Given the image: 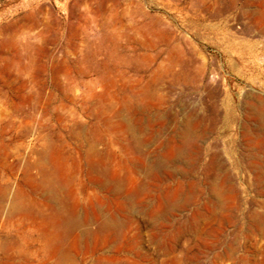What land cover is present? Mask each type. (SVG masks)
Listing matches in <instances>:
<instances>
[{"label": "rangeland", "instance_id": "rangeland-1", "mask_svg": "<svg viewBox=\"0 0 264 264\" xmlns=\"http://www.w3.org/2000/svg\"><path fill=\"white\" fill-rule=\"evenodd\" d=\"M40 162L67 264H264V0H0V264H55L10 217Z\"/></svg>", "mask_w": 264, "mask_h": 264}, {"label": "bare ground", "instance_id": "bare-ground-1", "mask_svg": "<svg viewBox=\"0 0 264 264\" xmlns=\"http://www.w3.org/2000/svg\"><path fill=\"white\" fill-rule=\"evenodd\" d=\"M119 125L123 129L126 128L122 119L119 121ZM87 153L91 159L99 155L94 146H90ZM38 167L41 170L40 180H36L31 175V169L25 172L29 180L26 185L20 187L17 195H14L15 199L13 200L10 217L23 214L31 220L36 228L37 237L30 239V241L34 245L41 244V250L47 251L56 259L55 264H67V254L78 243L80 238L79 231L84 225L80 224L76 219L79 204L72 200V193L62 194L58 190L63 188V184L71 182L73 169L70 165L62 162L54 170L43 168L41 162ZM98 169L97 164L91 163L90 170L92 172ZM104 175L107 181H115L113 174ZM8 193L9 186L3 185L0 188V196H3L2 202L7 198ZM2 210L3 203L0 204V217ZM3 243L5 244L4 241Z\"/></svg>", "mask_w": 264, "mask_h": 264}]
</instances>
